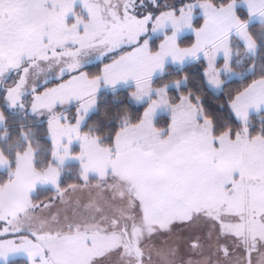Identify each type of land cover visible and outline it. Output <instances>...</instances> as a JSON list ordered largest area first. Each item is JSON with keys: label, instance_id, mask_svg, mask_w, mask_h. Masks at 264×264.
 <instances>
[{"label": "snow or ice", "instance_id": "6c2138e0", "mask_svg": "<svg viewBox=\"0 0 264 264\" xmlns=\"http://www.w3.org/2000/svg\"><path fill=\"white\" fill-rule=\"evenodd\" d=\"M121 83L137 106L97 131ZM253 112L264 0H0V264H264Z\"/></svg>", "mask_w": 264, "mask_h": 264}, {"label": "trees", "instance_id": "16d2710c", "mask_svg": "<svg viewBox=\"0 0 264 264\" xmlns=\"http://www.w3.org/2000/svg\"><path fill=\"white\" fill-rule=\"evenodd\" d=\"M184 36H190L184 35ZM182 43H186L187 41L182 39ZM190 62L185 63L186 66ZM178 67L173 66H167L165 69L166 76L161 77L160 75L156 76L154 78V81L156 84H160L163 82L164 79H170L173 75H175L178 72ZM238 81L233 84L232 86L235 87L238 85ZM190 86H192L194 89L199 90L196 86V81L194 78L190 77ZM128 89L129 86H123L107 91H102L97 95V103L95 108L88 114L87 117V123L92 124L97 131H103L105 128L111 127L114 125L116 119L119 115L123 114L125 111H128L129 113H132V110L134 107H136V103L131 101L128 98ZM218 97L214 94H207L205 97L206 103H216ZM264 119V114H252V120L253 123L257 126L261 122V120ZM17 122H21V119H19ZM25 125V127L29 126V120L28 121H22ZM34 122V121H32ZM31 127L37 129V138L41 141L43 140V137L40 135L39 132V125L37 123H32ZM3 128H0V135L3 133ZM12 132H13V126H9L8 133L6 138H0V146L5 145L8 141L12 139ZM43 145L41 148V151L37 152V160H42L43 156Z\"/></svg>", "mask_w": 264, "mask_h": 264}, {"label": "rangeland", "instance_id": "374dc122", "mask_svg": "<svg viewBox=\"0 0 264 264\" xmlns=\"http://www.w3.org/2000/svg\"><path fill=\"white\" fill-rule=\"evenodd\" d=\"M134 102V101H133ZM91 112V111H90ZM89 112V113H90ZM14 120L18 121L19 119H21V121H28L29 119H31L32 123H36L35 122V118H27L23 115H17L15 117H13ZM11 126V125H10ZM0 127H2L4 129V125L3 124H0ZM5 132V129L3 130V133ZM3 133L0 135V138H6L7 135H3ZM8 133V132H7ZM201 139H203V136L201 135ZM6 144V143H5ZM16 145L14 144L13 147H15ZM77 150H78V146H77ZM69 164H72L74 166L75 162L74 161H69ZM50 187V186H49ZM37 190H39V185L37 186ZM39 194V193H38ZM99 215V214H97ZM173 243H178V241H175V240H164V239H161L160 242H159V246H162V247H171L173 245ZM170 259H175L173 257H169ZM187 257L186 256H183L181 257V260L183 261L184 259H186ZM193 258H196L195 256ZM115 259V258H114ZM212 259H214V257H210L209 261H208V264H212ZM153 260L156 261V264H161V262L159 261V257H153ZM119 264H124V261L121 260L119 261Z\"/></svg>", "mask_w": 264, "mask_h": 264}, {"label": "crops", "instance_id": "0c3cea01", "mask_svg": "<svg viewBox=\"0 0 264 264\" xmlns=\"http://www.w3.org/2000/svg\"><path fill=\"white\" fill-rule=\"evenodd\" d=\"M188 34H190V33L182 34V36H184V35H188ZM187 62H189V61H186L185 63H187ZM167 66H173V65L168 64ZM167 66H166V67H167ZM166 67H165V69H166ZM173 67H178V66H173ZM158 75H160V74L157 73L156 76H158ZM156 76H155V77H156ZM155 77H154V78H155ZM123 86H129V85H125V84L121 83V84H119L116 88L123 87ZM111 89H112V88H105V87H102V88L99 90V92L97 93V95H98L100 92H102V91H107V90H111ZM135 103H136V102H135ZM94 108H95V107H94ZM94 108H93V109H94ZM93 109H92V110H93ZM92 110H91V111H92ZM252 114H256V113L253 112Z\"/></svg>", "mask_w": 264, "mask_h": 264}]
</instances>
